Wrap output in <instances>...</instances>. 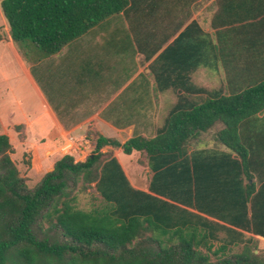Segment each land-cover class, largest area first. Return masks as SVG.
<instances>
[{"label": "trees", "instance_id": "obj_1", "mask_svg": "<svg viewBox=\"0 0 264 264\" xmlns=\"http://www.w3.org/2000/svg\"><path fill=\"white\" fill-rule=\"evenodd\" d=\"M155 2L0 0V10L19 49L33 47L42 57L123 13L136 49L148 61L171 32H179L134 28L151 18ZM217 4L212 23L222 25V0ZM234 32L241 42L237 47L227 42L228 31L207 34L192 22L151 63L152 71L160 60L169 64L167 57L176 49L178 79L172 86L207 94L198 104L180 98L152 138L134 134L120 144L99 137L83 162L65 155L29 189L10 158L8 137L0 135V264H264V252H254L257 241L244 235L264 238V159L253 157L240 141V130L249 129L250 120L264 111V30ZM219 67L228 74L238 70V77H227L228 95L190 83L197 69ZM218 124L213 139L229 152L190 149ZM104 146L146 157L152 172L148 193L130 186L114 158L102 162ZM254 174L261 183L257 191L246 183ZM94 182L102 205L78 209L73 193ZM43 221L49 225L44 230ZM238 246L240 251L231 253Z\"/></svg>", "mask_w": 264, "mask_h": 264}, {"label": "crops", "instance_id": "obj_2", "mask_svg": "<svg viewBox=\"0 0 264 264\" xmlns=\"http://www.w3.org/2000/svg\"><path fill=\"white\" fill-rule=\"evenodd\" d=\"M155 3L151 18L135 22V29L180 32L193 22L207 34L228 31L226 40L234 47L241 45L235 30L242 27L255 33L264 30V22L259 23L264 19V0H222V25L212 23L220 10L217 0H156ZM1 14L0 135L8 137L14 164L18 160L26 162V167L19 163L17 169L23 168L32 180L39 182L65 155L73 157L74 162H83L94 151L99 137L120 144L134 134L154 137L178 104L180 93L184 94L172 86L178 79V74H173L177 69L176 49L167 57L169 64L160 60L153 71L150 69L151 63L179 32H171L167 43L147 61L136 49L137 42L129 34L130 25L120 13L97 24L57 54L42 57L33 47H28L27 52L19 49ZM242 15H248V20L244 21ZM164 36L163 32L155 42L159 43ZM238 59L241 61V56ZM207 72L205 68L197 69L189 75L190 81L198 84V76L203 77ZM237 72V68L229 70V74L223 69L222 77L235 78ZM222 93L228 95V89L223 87ZM240 132L245 149L253 157L264 159V111L250 120L249 129ZM221 150L229 152L224 146ZM99 152H110L130 186L148 193L152 172L146 159L143 163L138 160L140 152L124 154L125 158L121 157L120 148L104 146ZM232 156L238 157L234 153ZM145 173L148 178L142 176ZM246 183H254L255 191L261 185L255 174ZM244 235L257 241L255 253L264 252L263 237L245 232Z\"/></svg>", "mask_w": 264, "mask_h": 264}, {"label": "rangeland", "instance_id": "obj_3", "mask_svg": "<svg viewBox=\"0 0 264 264\" xmlns=\"http://www.w3.org/2000/svg\"><path fill=\"white\" fill-rule=\"evenodd\" d=\"M0 14H1V10H0ZM2 16V14H1ZM3 17V16H2ZM206 70V69H205ZM208 70V69H207ZM223 74V68L219 67L217 69V71L215 70H208L207 72V76H203V77H199L198 76V84L195 83L194 81H190V83L196 87L197 89H203L205 92H211V91H220L222 92V88H227V77H222ZM225 75V72H224ZM227 78V79H226ZM200 85V86H199ZM205 87V88H202ZM182 91V90H179ZM184 94H181L178 96V98H182L184 97L185 99L187 98L188 100H194V103H200L201 101H203L204 99L207 98V94L201 93L203 95H198V94H191V93H187L185 91H183ZM221 128V125H217L215 126L211 131H209L208 133H206L204 136H201L198 138V140H196L190 149L192 148H196V149H204V150H214V149H222V146H220L219 144H217L214 139H213V135L216 133L217 130H219ZM111 156L110 152L105 153V155L101 158L102 162L107 160L109 157ZM121 157L125 158L124 154H121ZM144 159H146V157L142 154L139 157V161L143 163ZM24 165V167H26V162H22V161H16V165L19 166L18 164ZM15 165V166H16ZM20 176L23 177L25 179V184L29 189H32L35 187L37 179L32 180V178H28L26 176V172L24 171L23 168L18 169ZM143 177L148 178V175L145 173L144 175L142 174ZM143 178V180L146 181V179ZM76 195L75 201H74V205L81 210L84 211H90L92 209H95L99 206L102 205V198L100 196V194L96 191L95 188V182L91 183L85 190H82V188H77L76 191L73 193V196ZM49 227V225L47 224L46 221H43V223L41 224V228L47 229ZM51 234L55 235V232H51L48 233V235ZM47 234H43V235H39V238L44 237ZM222 236V235H220ZM241 249V246L238 247H234L231 251V253H238ZM264 255V254H263ZM212 260H214V258L212 257Z\"/></svg>", "mask_w": 264, "mask_h": 264}]
</instances>
